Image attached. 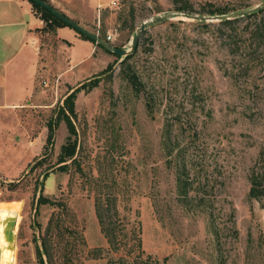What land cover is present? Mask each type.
Masks as SVG:
<instances>
[{
	"label": "rangeland",
	"instance_id": "obj_1",
	"mask_svg": "<svg viewBox=\"0 0 264 264\" xmlns=\"http://www.w3.org/2000/svg\"><path fill=\"white\" fill-rule=\"evenodd\" d=\"M110 1L90 30L104 40L113 33L105 41L118 47L130 49L140 23L176 7L208 24L181 15L154 23L123 63L126 55L96 43L87 57V45L73 44L59 63L56 37L44 40L24 104L0 100V245L12 250V264H106L108 250L138 252V220L143 255L167 257L165 264H264V207L248 195L264 145V13L232 26L208 13L232 15L262 0ZM62 68L70 69L59 75ZM94 78L75 97L76 153L59 170L66 121L44 152L46 123L72 87ZM40 194L49 202L38 203ZM97 201L122 238L115 247L101 231Z\"/></svg>",
	"mask_w": 264,
	"mask_h": 264
},
{
	"label": "crops",
	"instance_id": "obj_2",
	"mask_svg": "<svg viewBox=\"0 0 264 264\" xmlns=\"http://www.w3.org/2000/svg\"><path fill=\"white\" fill-rule=\"evenodd\" d=\"M47 2L89 31L95 25L97 14L104 5L103 0ZM53 35L59 42V63L64 58L71 57V53L75 51L72 45L75 43L76 46L89 47L86 57L96 45L69 25L46 26L29 0H0V100L8 101L3 105L18 107L24 104L22 96H25L29 88H33L39 71L41 47L44 40ZM70 68H62L59 75Z\"/></svg>",
	"mask_w": 264,
	"mask_h": 264
},
{
	"label": "trees",
	"instance_id": "obj_3",
	"mask_svg": "<svg viewBox=\"0 0 264 264\" xmlns=\"http://www.w3.org/2000/svg\"><path fill=\"white\" fill-rule=\"evenodd\" d=\"M30 3L32 4V7L34 8V10H36L37 13L40 14L41 18L44 19V21L46 22V26H53V25H67L65 24L63 21H61L60 19H58L57 17H55L51 12H49L48 10H46L45 8L40 7L39 5H37L36 3H34L33 0H29ZM47 2V0H44ZM176 10L179 12H183V13H191V11H189L186 7H176ZM232 11L227 10V9H220L218 7H214L212 9L208 10V13L210 15H225L227 13H230ZM264 13V7L257 9V10H253L249 13H246L245 15L242 16H235V17H231V18H221L219 20V23L225 26H232L233 24L250 18V17H257L259 14ZM196 23H198L201 26H205L208 23L204 22V21H200V20H195ZM78 32V31H77ZM79 33V32H78ZM83 38L88 39L90 41H92L93 43H95L93 40L89 39L87 36L79 33ZM97 45L101 46L102 48H104L107 52L113 53L110 50L106 49L103 45H101L100 43H96ZM137 48V44L135 45V47L133 48L132 52H134ZM114 54V53H113ZM131 56V53L127 54L124 59H122L120 61V63H123L126 61V59L128 57ZM118 58L120 56H117ZM111 65L108 64V66L105 68L104 71L101 72H105ZM99 79L98 78H94L93 80L88 79V81H83L81 82L79 85L72 87L71 90L66 94V96L63 98V103H62V107L59 108V110H57V114L54 116V118L49 119L46 123V127H47V134H46V139L45 142L43 144V151H47L48 147L52 145L53 142V129L55 128V126H57L58 120H60L61 118H64V120L66 121V126H67V130L69 132V135L67 137V140L65 143H63L61 145L60 148V153L58 155L57 158V164H60L57 168L59 170H65L67 167V161L72 159L76 153V138L72 139V135H75V126L72 122L71 117H73L75 115V107H74V100L75 97L77 95L78 92H80L81 90H85L88 91L90 89H92L94 86L97 85ZM130 81L133 84H136L137 80L133 77H130ZM43 152V153H44ZM42 153V156L44 155ZM43 158V157H42ZM41 159H38L36 162L37 163H41L42 161ZM248 179H249V191H248V195L251 198H255L257 200L261 201V205L264 207V145H262L260 147V149L258 150L257 156H256V161L255 163L251 166L250 170H249V175H248ZM38 203H43V202H49V200L47 198H45L42 194L39 195L38 197ZM104 205V203H103ZM102 205V203H99L98 201L96 202V214L98 216L99 219V223H100V227H101V231L102 233L105 235L107 242L110 246H114L115 247V243L118 241H122V238L119 237V234L117 235V233L115 232L116 227L115 226H110L109 223L106 222V218H108L109 221V217L108 214H106V208H104ZM118 211L117 209L114 210V215L117 216ZM132 230H133V237H134V244L136 246V248L138 249V252L135 254H130L128 253V255L126 254H118L116 256H114L113 254H111V251L108 250V255H106L107 261L106 264H165L167 262V257H163L162 259H157L152 257L149 254L143 255L142 252V240H141V236H140V232H141V223L140 221L136 220V222L134 223V225H132ZM110 249V248H109ZM123 250V249H122Z\"/></svg>",
	"mask_w": 264,
	"mask_h": 264
},
{
	"label": "water",
	"instance_id": "obj_4",
	"mask_svg": "<svg viewBox=\"0 0 264 264\" xmlns=\"http://www.w3.org/2000/svg\"><path fill=\"white\" fill-rule=\"evenodd\" d=\"M33 1H34V3L39 5L40 7L45 8L46 10L51 12L55 17H57L58 19L63 21L65 24L71 26L72 28H74L79 33L87 36L89 39L93 40L95 43H100L106 49L110 50L111 52H113L117 56H122V55L124 56V55L129 54V52H131L133 50V48L135 47V45L139 39L140 33L144 29H146L148 26H150L154 23L173 19L177 15H181L184 18H187L190 20L208 21V19H209V17L204 16V15L193 14V13H183V12H179V13L178 12H166V13L161 14V15L160 14L154 15V16L150 17L149 19L144 20L136 28L135 34L131 38L130 49H127L125 47H118V46L112 45L110 43H107L98 34L89 31L88 29L82 27L81 25H79L75 21L69 19L67 16H65L63 13L58 11L56 8H54L52 5H50L48 2H46L44 0H33ZM262 7H264V0H262L258 5H256L255 7L251 8V9H245L243 11H238V12L233 13L232 15H220L219 17L220 18H231V17H235V16H242V15H245L246 13H249L253 10L260 9ZM16 221L17 220L15 217H11L7 223V229L5 230V235H6L7 240L10 242L14 241V236H15L14 228L16 226Z\"/></svg>",
	"mask_w": 264,
	"mask_h": 264
},
{
	"label": "bare ground",
	"instance_id": "obj_5",
	"mask_svg": "<svg viewBox=\"0 0 264 264\" xmlns=\"http://www.w3.org/2000/svg\"><path fill=\"white\" fill-rule=\"evenodd\" d=\"M11 252L12 250L7 246L0 245V264H12Z\"/></svg>",
	"mask_w": 264,
	"mask_h": 264
},
{
	"label": "built area",
	"instance_id": "obj_6",
	"mask_svg": "<svg viewBox=\"0 0 264 264\" xmlns=\"http://www.w3.org/2000/svg\"><path fill=\"white\" fill-rule=\"evenodd\" d=\"M120 6V1L119 0H111L110 1V7L112 8H118ZM114 39V34L111 32H107V35L105 37V40L110 42Z\"/></svg>",
	"mask_w": 264,
	"mask_h": 264
}]
</instances>
